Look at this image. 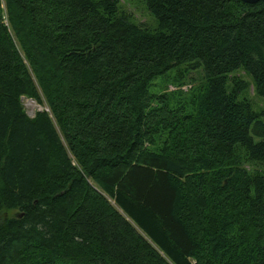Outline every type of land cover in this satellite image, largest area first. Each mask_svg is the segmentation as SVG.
Returning a JSON list of instances; mask_svg holds the SVG:
<instances>
[{
    "label": "trees",
    "instance_id": "obj_1",
    "mask_svg": "<svg viewBox=\"0 0 264 264\" xmlns=\"http://www.w3.org/2000/svg\"><path fill=\"white\" fill-rule=\"evenodd\" d=\"M144 2L0 0V264H264V1Z\"/></svg>",
    "mask_w": 264,
    "mask_h": 264
},
{
    "label": "rangeland",
    "instance_id": "obj_2",
    "mask_svg": "<svg viewBox=\"0 0 264 264\" xmlns=\"http://www.w3.org/2000/svg\"><path fill=\"white\" fill-rule=\"evenodd\" d=\"M119 6L122 10L129 12L132 15L133 20L141 26L149 30H154L158 27L156 17L148 11L144 0H119ZM240 74L245 80L252 82V77L249 74ZM201 78V70L191 71V73L186 74L184 78H178L177 71H172L166 76L155 80L152 91L155 93H168L175 97L180 95L185 97V95L188 96L191 93L192 88L200 83ZM242 95H246L247 98L251 100L253 109L261 113L259 119L264 122V97L256 95L251 85L247 92H243ZM36 103L35 100L33 102V99L30 98L24 97L22 99L23 107L29 117H33L36 111L44 109L43 105ZM246 166L249 167L250 164H247ZM16 214L17 212L14 211L13 215Z\"/></svg>",
    "mask_w": 264,
    "mask_h": 264
},
{
    "label": "water",
    "instance_id": "obj_3",
    "mask_svg": "<svg viewBox=\"0 0 264 264\" xmlns=\"http://www.w3.org/2000/svg\"><path fill=\"white\" fill-rule=\"evenodd\" d=\"M240 1L245 2V3L252 4V3H256V2H258V1H260V0H240ZM262 1H264V0H262ZM23 98H24V97H22V99H23Z\"/></svg>",
    "mask_w": 264,
    "mask_h": 264
},
{
    "label": "bare ground",
    "instance_id": "obj_4",
    "mask_svg": "<svg viewBox=\"0 0 264 264\" xmlns=\"http://www.w3.org/2000/svg\"><path fill=\"white\" fill-rule=\"evenodd\" d=\"M33 102H34V100H33ZM26 104V103H25ZM37 104V103H36ZM35 106V105H34Z\"/></svg>",
    "mask_w": 264,
    "mask_h": 264
}]
</instances>
